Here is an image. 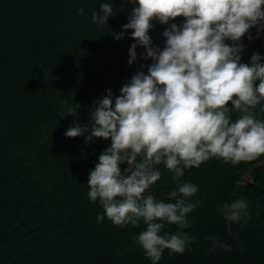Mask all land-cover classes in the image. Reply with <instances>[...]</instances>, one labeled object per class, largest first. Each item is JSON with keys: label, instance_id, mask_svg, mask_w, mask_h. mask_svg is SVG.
Masks as SVG:
<instances>
[{"label": "trees", "instance_id": "1", "mask_svg": "<svg viewBox=\"0 0 264 264\" xmlns=\"http://www.w3.org/2000/svg\"><path fill=\"white\" fill-rule=\"evenodd\" d=\"M106 2L114 15L94 23L93 12ZM132 7L127 0H0V264H151L134 243L144 223L120 227L106 215L98 222L104 210L88 196L90 171L111 140L65 136L74 123L91 131L93 103L111 89L114 106L133 75L147 74L153 61L131 38L133 30L122 28ZM152 23L151 46L162 50L163 32L184 18ZM240 42L242 63L253 53L264 63V30L257 36L252 28ZM134 43L137 58L129 65ZM69 107L77 114L66 115ZM255 112L264 120V102ZM158 167L162 177L149 191L165 199L177 183ZM182 179L199 187L192 199L200 204L184 230L198 242L183 254L165 250L159 264H264V155L236 165L213 158L185 170ZM237 198L248 203L250 219L232 226L239 232L234 239L217 207ZM164 231L175 233L177 226L166 224ZM208 236L231 250L212 251Z\"/></svg>", "mask_w": 264, "mask_h": 264}, {"label": "clouds", "instance_id": "2", "mask_svg": "<svg viewBox=\"0 0 264 264\" xmlns=\"http://www.w3.org/2000/svg\"><path fill=\"white\" fill-rule=\"evenodd\" d=\"M127 2L133 7L122 28L133 30L131 38L144 46V58L153 62L147 74L137 72L120 89L114 106L111 89L93 103L91 131L88 124L74 123L65 136L89 133L86 143L94 138L111 140L87 183L89 199L98 200L104 210L97 221L106 215L117 226L134 228L142 221L146 227L134 243L151 264H159L165 250L183 254L198 242V237L184 231L192 226L188 215L200 204L192 199L199 187L182 179L185 170L199 168L213 158L236 165L264 155V120L255 112L264 102V63L258 53L252 54L250 63H242L240 55L245 49L241 38L252 28L257 29V36L264 30V0ZM112 15L111 4L102 3L92 21L103 25ZM178 17L184 23H171L163 32L165 47L153 48L152 22L168 24ZM247 38L253 40L250 34ZM136 48L134 43L129 49V65L137 58ZM66 112L76 115L77 108ZM234 112L239 114L235 120ZM124 163L128 167L122 172ZM160 165L173 173L177 183L165 199L149 191L162 177ZM248 208L244 198L217 207L234 239L239 232L233 233L232 226L250 219ZM166 224L176 225L177 231H164ZM205 239L211 241L212 251L231 250L216 236Z\"/></svg>", "mask_w": 264, "mask_h": 264}]
</instances>
